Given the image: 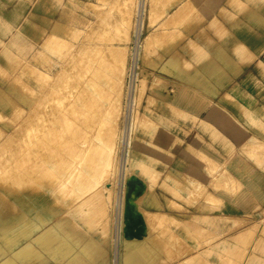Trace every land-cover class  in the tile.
I'll return each mask as SVG.
<instances>
[{"label": "rangeland", "instance_id": "374dc122", "mask_svg": "<svg viewBox=\"0 0 264 264\" xmlns=\"http://www.w3.org/2000/svg\"><path fill=\"white\" fill-rule=\"evenodd\" d=\"M137 2L95 0L91 8L96 20L70 34H58L51 40L50 48L45 45L56 25L48 28L41 52L51 59L53 68L39 69L49 71L52 76L37 78L40 83H35L31 79L33 65L27 62L20 70L11 72L12 92L0 89V201L9 202L5 212L14 211L13 215H19L16 201H28L26 186L30 174L26 169L29 149L25 139L30 118L38 116V112L39 115L43 113L45 104L50 109L51 120L55 119L48 121L50 130L47 135V146L52 154L49 163L54 164L48 168L49 174L55 170L51 183H65L63 171L70 168L75 169L82 188L91 185L83 170L84 165L97 174L96 189L93 188L92 195L84 196L88 200L87 206H79L78 193L71 185L64 184L54 200H70L72 204L57 213L58 209L48 202L47 206L56 213L50 221L34 228L20 224V216H14L15 224L2 230L5 235L0 237V264H39L40 261L43 264H112L114 197L118 192L123 199L124 189L131 208L140 213L143 222L134 226L135 232L122 241L120 264H264V197L252 202L243 212L199 214L194 206L200 198L215 211L220 200L210 197L207 187L183 181L167 166L142 156L152 154L151 145L146 143L153 140L155 130L149 111L157 108L159 103H153L151 98L163 92H175L185 84L191 85L186 78H189L191 69L197 67L200 47H207L213 57L217 53L226 58L234 47L230 45L232 36L229 33L233 28L240 26L264 34V0H145L141 35L138 41H134ZM21 6L23 0H0L1 37L6 33L2 21L13 19L8 15L10 12L22 19L24 8ZM15 25L18 29L22 23ZM217 31L220 35L217 39L214 37L215 45L206 44L207 37L216 36ZM140 44L141 56L137 60L135 45ZM62 59L65 60L63 65ZM232 70L231 78L239 72L236 68ZM8 77V72L0 71V80L6 84ZM227 80L225 78L223 82ZM29 83L34 85L35 94L27 91ZM254 115L250 125H246L254 136L248 142V151L240 150L234 158L238 162L243 157L252 163L255 167L252 176L264 180V102L256 108ZM129 122L134 127L129 131L123 181L120 179L118 184L119 143ZM133 157L135 160L131 161ZM112 169L116 171L112 172ZM212 174V179L217 181L209 188L217 191L226 173L222 175L214 169ZM226 184L229 191L235 188L234 183ZM205 195L209 197L204 198ZM153 198L158 201L157 209L150 201ZM84 209H90V214L85 215ZM210 218L211 223L204 224ZM217 218L227 221L226 226H219ZM7 248L12 252L8 253Z\"/></svg>", "mask_w": 264, "mask_h": 264}, {"label": "crops", "instance_id": "0c3cea01", "mask_svg": "<svg viewBox=\"0 0 264 264\" xmlns=\"http://www.w3.org/2000/svg\"><path fill=\"white\" fill-rule=\"evenodd\" d=\"M94 3L95 0H23L22 19L10 12L8 15L13 19L2 21L6 33L0 36V71L8 72L9 80L7 84L0 80V89L12 92L10 74L23 64L52 69L53 62L41 52L45 34L53 25L80 30L93 22ZM15 23L22 25L17 29ZM239 27L229 32L230 45L234 47L224 57L226 66L223 54L215 53L213 57L207 47H200L197 67L186 78L191 85L151 98L153 103H159L149 111L155 130L153 140L146 143L151 145L148 148L152 154L142 156L167 166L183 181L207 187L208 195L220 200L215 211L200 198L194 206L199 214L243 212L264 197V180L252 176L254 165L243 157L238 162L234 158L240 150L248 151V142L254 136L246 125H250L256 108L264 102V34ZM212 35L207 37L206 44L215 45L220 34L217 31L216 36ZM233 68L239 72L231 78ZM225 78L228 80L223 82ZM214 169L222 175L226 173L217 191L209 188L217 181L212 179ZM227 182L234 183L235 188L229 191ZM209 223L211 218L204 224ZM216 223L225 227L227 221L217 218Z\"/></svg>", "mask_w": 264, "mask_h": 264}, {"label": "bare ground", "instance_id": "6f19581e", "mask_svg": "<svg viewBox=\"0 0 264 264\" xmlns=\"http://www.w3.org/2000/svg\"><path fill=\"white\" fill-rule=\"evenodd\" d=\"M137 15L135 16V26L133 29V39L134 41H138L139 37L141 35V17L143 15V10H144V3L145 0H138L137 2ZM136 6V5H135ZM138 17V18H137ZM139 19V22L138 20ZM134 23V21L132 22V24ZM132 26V25H131ZM72 30H70L69 28L60 25H56L54 28L51 29V33L49 35V38L46 42L45 47L46 48H50L52 46V42L51 40L54 38H57L59 35H66V34H70ZM73 32V31H72ZM74 35V34H73ZM46 38V37H45ZM70 38V37H69ZM72 38V37H71ZM75 39V38H74ZM60 40V39H59ZM149 40V39H147ZM179 40V39H178ZM63 41V40H62ZM45 43V42H44ZM57 43V42H56ZM64 43V42H63ZM69 43V42H68ZM136 43V42H135ZM139 43V42H138ZM67 45V43H66ZM72 45V44H71ZM142 44H140L139 46H136L135 49V53H137V60L138 58L141 56V50H142ZM1 46V45H0ZM77 46V45H76ZM63 47V45H62ZM65 48V47H64ZM60 49V48H59ZM73 49V48H72ZM86 49V48H85ZM62 52V50H61ZM60 52V53H61ZM64 52V51H63ZM62 52V53H63ZM71 52V51H70ZM86 52V51H85ZM69 53V52H68ZM134 53V54H135ZM65 56V54H64ZM133 57V56H132ZM59 58V57H58ZM57 58V59H58ZM135 58V57H134ZM170 59V58H169ZM66 60V58H65ZM62 59V65H63V61H65ZM74 60V59H73ZM69 61V59H68ZM73 62V61H72ZM68 63V62H67ZM77 63V62H76ZM81 63V62H80ZM86 63V62H85ZM88 63V62H87ZM169 63V62H168ZM74 65V64H73ZM123 66V64H121ZM170 65V64H169ZM72 66V65H71ZM77 66V65H76ZM86 66V65H85ZM89 66V65H87ZM67 67V66H66ZM69 67V65H68ZM75 67V66H73ZM71 68V67H70ZM81 68V66H80ZM84 68V67H83ZM32 69L35 71H33L32 77L31 79L34 80L35 83L39 84L40 81L37 78H49L52 75L50 74L49 71H41L37 66L33 65ZM61 69V67H60ZM59 69V71H60ZM73 69V68H72ZM77 69V68H74ZM92 70V69H91ZM90 70V72H91ZM69 71V70H68ZM86 71V70H84ZM121 71V70H120ZM123 71V70H122ZM81 72V71H80ZM124 72V71H123ZM136 70H134V74H135ZM67 73V71H66ZM71 74V73H70ZM74 74V73H73ZM96 74V73H95ZM67 75V74H66ZM76 75V74H75ZM78 75V74H77ZM80 75V74H79ZM82 75V73H81ZM60 76V75H59ZM87 76V75H86ZM90 76V75H89ZM57 77V76H56ZM82 77V76H81ZM85 77V76H84ZM42 79V78H41ZM54 79V78H53ZM65 79V78H64ZM71 79V78H70ZM77 79V78H76ZM74 80V79H73ZM79 80V79H78ZM85 80V79H84ZM91 80V79H90ZM52 81V80H50ZM60 81V80H59ZM64 81V80H61ZM66 81V80H65ZM48 83V82H47ZM58 83V82H57ZM71 83V82H70ZM90 83V82H89ZM61 84V83H60ZM72 84V83H71ZM83 84V83H81ZM51 85V83H50ZM53 85V84H52ZM58 85V84H57ZM77 85V84H76ZM94 85V83H93ZM78 86V85H77ZM47 87V85H46ZM49 87V84H48ZM58 87V86H57ZM74 87V86H73ZM163 87V86H162ZM63 88V87H62ZM66 88V87H65ZM77 88V87H76ZM165 88V87H164ZM43 89V88H42ZM48 89V88H47ZM46 89V90H47ZM52 89V88H51ZM79 89V87H78ZM137 89V88H136ZM64 90V89H63ZM67 90V88L65 89V91ZM27 91L31 94H35V88L34 85L29 83L27 85ZM59 91V90H56ZM55 91V92H56ZM61 91V90H60ZM77 91V90H76ZM83 91V90H82ZM135 91V90H134ZM138 91V90H137ZM63 92V91H62ZM61 92V93H62ZM75 92V91H73ZM79 92V90H78ZM81 92V91H80ZM84 92V91H83ZM44 93V91H43ZM64 93V92H63ZM76 93V92H75ZM74 93V94H75ZM86 93V92H85ZM136 93V91H135ZM138 93V92H137ZM45 94V93H44ZM49 94V93H48ZM73 94V95H74ZM82 94V93H81ZM54 95V93H53ZM59 95V94H58ZM70 97V95H68ZM85 96V95H84ZM91 96V95H90ZM136 96V94H135ZM54 97V96H53ZM61 97V95H60ZM39 98V97H37ZM57 98V97H56ZM66 98V96H65ZM73 98V97H72ZM76 98V97H75ZM78 98V97H77ZM48 99V97H47ZM61 99V98H60ZM64 99V98H63ZM93 99V98H92ZM37 100V99H36ZM40 100V99H39ZM46 100V99H45ZM49 100H50V96H49ZM48 100V101H49ZM71 100V99H69ZM117 100V99H116ZM44 101V100H43ZM82 101V99L80 100ZM84 101V100H83ZM51 102V101H50ZM59 102V101H58ZM62 102V101H61ZM70 102V101H69ZM68 102V103H69ZM86 102V101H85ZM97 102V101H96ZM32 103V100H31ZM34 103V102H33ZM46 103V102H45ZM83 103V102H82ZM95 103V102H94ZM62 104V103H61ZM60 104V105H61ZM72 104V103H71ZM85 104V103H84ZM48 105V103H47ZM55 105V104H54ZM68 105V104H67ZM115 105V104H114ZM62 106V105H61ZM87 106V105H86ZM94 106V105H93ZM98 106V105H97ZM128 106V105H127ZM36 107V106H35ZM34 107V109H35ZM38 107V106H37ZM64 107V106H63ZM101 107V106H100ZM100 107L98 109H100ZM45 108L43 113H41L39 115L38 112V116H33L32 118H30V123H29V128L27 130V139H25V141L27 142L28 145V156H29V164H28V168L26 170H28L30 177H29V184L26 186V191L28 192V201L26 202H21V201H16L15 205L19 208L18 213L19 215H13L14 211H7L5 212V207L8 206L9 202H5V201H0V237L4 236L5 233L2 232L3 228L8 227V225H13L15 223L14 222V218L20 216L21 220H20V224L23 225H28L33 226L34 228H39L41 224L45 223L46 221H50L52 218L55 217L56 213L53 212V210H51V208L49 206H47L48 202H50L52 204V207L57 208L58 212L60 213L61 210H65V208L69 207L72 202H70V200H54V197L57 196L58 192H61L63 189V185L64 184H68L69 186L71 185L73 187V190L75 192L78 193V202H79V206H82L83 204H86L84 206H87L88 204V200L84 199V196L87 195H92L93 193V188L96 189V183H97V174L95 172H93L91 170V168L89 166H85L83 167V170L85 172V175L89 178V180L92 182L91 185L89 186H85L84 188H82L80 186V183L78 181V176L77 174H75V169H68V170H64L63 171V175L62 177H64L63 179H65V183H59V184H53L51 183L52 178L55 176V174L53 173L55 170H52V175L49 174L50 171H48V168L54 164L49 163V158L52 157L51 154V149L48 148L47 145H49V138H48V134H49V130L50 127H48V121L50 122L51 117L49 116L48 113H50V109L48 106H46L45 104ZM66 108V106H65ZM84 108V107H83ZM86 108V107H85ZM92 107H90L91 109ZM74 109V108H73ZM88 109V108H87ZM97 109V110H98ZM33 110V109H32ZM56 111V110H55ZM63 111V109H62ZM72 111V110H71ZM101 111V110H100ZM41 112V111H40ZM61 112V111H60ZM84 112V111H83ZM82 112V113H83ZM70 113V112H69ZM77 113V112H76ZM86 113V112H85ZM96 113V112H94ZM101 113V112H100ZM30 114V112H29ZM28 114V116H29ZM56 114V113H54ZM65 115V113H64ZM77 115V114H76ZM97 115V113H96ZM27 116V113H26ZM82 116V115H81ZM80 116V117H81ZM86 116V115H84ZM84 116H82L84 118ZM91 116V115H90ZM31 117V115H30ZM57 117V115H56ZM67 117V116H66ZM72 117V116H71ZM97 117V116H96ZM99 117V116H98ZM29 119V118H28ZM73 119V118H72ZM95 119V118H94ZM114 119V118H113ZM27 120V119H26ZM53 120V118H52ZM51 120V121H52ZM55 120V119H54ZM53 120V121H54ZM60 120V119H59ZM58 120V121H59ZM64 120V117H63ZM92 120V118H91ZM97 120V118H96ZM62 121V119H61ZM68 121V120H67ZM78 121V120H77ZM113 121V120H112ZM65 122V121H64ZM83 122V121H82ZM98 122V121H97ZM71 123V122H70ZM69 123V124H70ZM96 123V122H95ZM110 123V122H108ZM28 124V123H27ZM55 124V123H54ZM63 124V123H62ZM67 124V123H66ZM72 124V123H71ZM92 124V123H91ZM97 124V123H96ZM114 124V123H113ZM74 125V124H73ZM72 125V126H73ZM103 125V124H102ZM112 125V124H111ZM28 126V125H27ZM63 126V125H62ZM93 126V125H92ZM97 126V125H96ZM95 127V125H94ZM112 126H110L111 128ZM116 127V126H115ZM133 127H131L130 122L127 123V126L124 127L123 130V134H121V141H120V152H119V156H118V184H120V179L122 180V173L124 171V164L125 162H127V158H128V148H129V131L132 129ZM65 128V127H64ZM105 128V127H104ZM70 130V129H69ZM107 130V129H106ZM113 130V129H112ZM59 131V130H58ZM74 131V130H73ZM93 131V130H92ZM95 131V129H94ZM63 132V131H62ZM69 132V131H68ZM72 132V131H71ZM79 132V131H78ZM91 132V131H90ZM106 132V131H105ZM108 132V131H107ZM65 133V132H64ZM87 133V132H86ZM95 133V132H94ZM110 133V131H109ZM113 133V132H112ZM66 134H68L66 132ZM89 134V133H88ZM93 134V133H92ZM104 134V133H103ZM120 135V134H119ZM66 136V135H65ZM69 136V135H68ZM82 136V135H81ZM84 136V135H83ZM25 137V136H24ZM53 137V136H52ZM78 137V136H77ZM51 138V137H50ZM63 138V137H62ZM83 138V137H81ZM91 138V136H90ZM104 138V137H103ZM107 138V137H106ZM110 138V137H109ZM84 139V138H83ZM114 139V138H113ZM52 140V139H51ZM64 140V139H63ZM81 140V139H80ZM86 140V139H85ZM89 140V139H88ZM106 140V139H105ZM109 140V139H108ZM111 140V138H110ZM117 140V139H116ZM54 141V140H52ZM70 141V140H68ZM103 141V140H102ZM114 141V140H113ZM57 142V140H56ZM61 142V141H60ZM81 142V141H80ZM79 142V143H80ZM92 142V141H91ZM59 143V142H58ZM78 143V142H77ZM78 143V144H79ZM87 143V142H86ZM24 144V143H23ZM51 144V143H50ZM62 144V143H61ZM106 144V143H105ZM114 144V143H113ZM117 144V143H115ZM86 146V145H85ZM110 146V145H109ZM112 146V145H111ZM82 147V146H81ZM106 147V146H105ZM118 147V146H117ZM78 148V147H77ZM27 149V147L25 148ZM61 149V148H60ZM79 149V148H78ZM83 149V147H82ZM81 149V152H82ZM93 148H91L92 150ZM115 150V147L112 148ZM113 150V152H114ZM63 151V150H62ZM80 151V150H79ZM84 151V149H83ZM117 151V150H116ZM104 152V151H103ZM27 153V152H26ZM112 153V152H111ZM60 154V153H57ZM76 154V153H75ZM82 154V153H81ZM109 154V153H108ZM110 155V154H109ZM113 155V153H112ZM58 156V155H57ZM80 156V155H78ZM105 156V155H104ZM107 156V154H106ZM134 156V155H133ZM77 157V156H76ZM82 157V155H81ZM112 157V156H111ZM110 157V159H111ZM59 158V157H58ZM79 158V157H78ZM117 158V157H116ZM73 159V158H72ZM81 159V158H80ZM106 159V158H105ZM109 159V160H110ZM104 160V159H103ZM135 157H133L131 159V161H134ZM67 161V160H66ZM111 161V160H110ZM129 161V159H128ZM69 162V161H68ZM71 162V161H70ZM78 162V159H77ZM108 162V160H107ZM112 162V161H111ZM117 161L115 160V163ZM113 163V162H112ZM111 163V164H112ZM107 165H109L107 163ZM115 165V164H112ZM111 166V165H110ZM109 167V166H107ZM115 168V167H113ZM107 169V168H106ZM109 170V169H108ZM114 169H112L113 172ZM105 171V170H103ZM116 171V170H114ZM101 172V171H100ZM108 172V171H107ZM111 172V171H109ZM105 173V172H104ZM126 173V172H125ZM112 174V173H111ZM124 174V173H123ZM101 175V174H100ZM104 175V174H103ZM108 175V173H107ZM126 177V176H125ZM125 182V181H124ZM73 183V184H71ZM99 184V183H98ZM126 184V183H125ZM128 184V183H127ZM130 185L133 186V183H131ZM129 185V186H130ZM96 186V187H95ZM100 186V185H99ZM120 186V185H119ZM108 187V186H107ZM106 187V189H107ZM128 187V185H127ZM193 187V186H192ZM125 188V187H124ZM105 190V189H104ZM118 191V190H117ZM121 191V190H120ZM129 191V190H127ZM126 194V195H125ZM129 194V192H128ZM124 197L123 199L120 197V193H116V196L114 197V211H115V222L114 224V237H113V259H112V264H120V256H121V250H122V241L124 240V238L129 237L132 233H133V227L139 225V223L143 222V218L140 216V213H137L136 210L134 211V209L131 208L130 205V200L127 197V193L126 190L124 189ZM151 203H154V207L157 209L159 207L158 201L156 200V198H153L150 200ZM83 202V203H82ZM133 203V202H132ZM136 209V208H135ZM90 209H84L83 212L85 215H88ZM6 213V214H4ZM90 214V212H89ZM15 216V217H14ZM114 221V220H113ZM143 224V223H142ZM13 232V231H11ZM11 232L9 234H11ZM135 232V231H134ZM39 239V237L37 238ZM7 252L11 253L12 249L7 248Z\"/></svg>", "mask_w": 264, "mask_h": 264}]
</instances>
